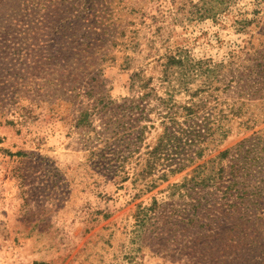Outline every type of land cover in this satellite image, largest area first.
Returning a JSON list of instances; mask_svg holds the SVG:
<instances>
[{
  "label": "rangeland",
  "instance_id": "374dc122",
  "mask_svg": "<svg viewBox=\"0 0 264 264\" xmlns=\"http://www.w3.org/2000/svg\"><path fill=\"white\" fill-rule=\"evenodd\" d=\"M222 1L0 0V264H264V0Z\"/></svg>",
  "mask_w": 264,
  "mask_h": 264
},
{
  "label": "trees",
  "instance_id": "16d2710c",
  "mask_svg": "<svg viewBox=\"0 0 264 264\" xmlns=\"http://www.w3.org/2000/svg\"><path fill=\"white\" fill-rule=\"evenodd\" d=\"M211 1H213V0H211ZM216 2H215V5H217V4H222V0H215ZM212 7H214V6H212ZM169 62H175V63H178V64H180L181 62L180 61H174V59H172V61H169ZM195 109H196V106H188V107H185V115H186V117L187 118H191V117H193L194 115H196V111H195ZM168 114V120H170V121H172L173 120V122H174V118L171 116V114L169 115V113H167ZM187 121V120H186ZM183 133H185V131L184 130H181ZM213 132L214 131H211L210 133L211 134H213ZM166 133H167V131H166ZM191 132H188V134H190ZM223 156H225V153H223L222 154Z\"/></svg>",
  "mask_w": 264,
  "mask_h": 264
}]
</instances>
